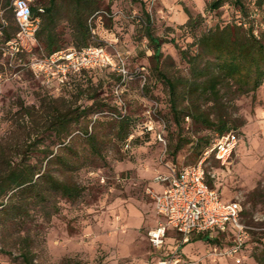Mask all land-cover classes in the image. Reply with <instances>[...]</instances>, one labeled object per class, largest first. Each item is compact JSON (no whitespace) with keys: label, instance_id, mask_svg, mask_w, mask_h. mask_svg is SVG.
I'll list each match as a JSON object with an SVG mask.
<instances>
[{"label":"rangeland","instance_id":"1","mask_svg":"<svg viewBox=\"0 0 264 264\" xmlns=\"http://www.w3.org/2000/svg\"><path fill=\"white\" fill-rule=\"evenodd\" d=\"M211 1L100 0L102 10L89 19L90 44L102 46L112 66L97 62L77 72L71 68L66 78L63 67H58L62 62H46V51L38 42L31 51L20 50L22 61H16L17 52L4 43L0 27V65L4 66L0 70V143L8 152L22 143L31 145L37 134L42 135L51 108L95 103L89 115L71 127L72 136L77 137L73 146L79 152L71 177L84 187L82 196L75 201L56 197V212L49 206L48 211L36 209L22 223L1 218L0 264H23L19 253L26 242L21 236L29 237L33 264H258L255 254L264 243V83L254 95L236 96L231 89L223 90L218 113L231 122L239 142L229 163L210 159L206 164L208 183L222 199L242 206L241 222L247 232L242 248L230 254L232 234L192 241L196 233L184 241L170 230L159 249L148 239V231L160 221L152 197L162 190L156 176L195 163L197 142L207 138L211 142L217 133L186 118L181 133L194 142L172 155L179 131L172 120L167 87L149 61L152 50L141 34L144 11L151 17L153 32L166 40L162 70L187 76L188 65L178 48L194 53L196 45L194 33L185 25L189 18L185 10L202 16L197 35L244 17L229 2L210 11ZM240 1L249 13L244 19L258 34L264 32V5H258L262 0ZM31 2L49 4V0ZM66 14L64 7L57 28L63 38L62 51H79L63 17ZM6 23L9 31L15 28L9 8L0 5V25ZM36 63L42 72L39 77L31 68ZM52 99L58 102L53 104ZM22 105L34 109L28 113ZM123 115L131 120L132 135L129 141L119 142L114 136ZM86 128L105 141L101 155H91L90 147L79 139ZM51 140L45 144L56 151L59 145H51ZM43 154L37 151L31 162L41 164Z\"/></svg>","mask_w":264,"mask_h":264},{"label":"trees","instance_id":"2","mask_svg":"<svg viewBox=\"0 0 264 264\" xmlns=\"http://www.w3.org/2000/svg\"><path fill=\"white\" fill-rule=\"evenodd\" d=\"M226 2L237 5L242 17L249 15L240 0H212L208 9L215 11ZM0 5L9 8L15 22L12 0H0ZM258 5L263 7L264 0ZM64 7L67 14L63 17L71 31L73 44L81 49L92 46L90 42L93 34L89 19L102 10L100 0H49L46 6L30 2L32 15L40 18L36 42L44 47L47 56L63 50L62 34L57 28ZM107 11L110 9L107 8ZM185 11L189 17L185 25L194 33L196 45L194 53L178 48L181 60L188 65L187 76H173L162 70V45L166 40L153 32L151 17L146 10L141 23V34L148 40V47L152 50L149 61L167 87L172 120L179 131L173 156L185 145L194 142L192 138L182 135V120L191 118L194 123L217 134L231 131V122L218 113L219 107H222L223 90L231 89L236 96L249 93L254 95L264 83V32L258 34L254 26L243 17L234 23L200 31L197 35L198 20L202 16H193L188 10ZM0 27L5 44L15 37L18 30L16 22L12 31H9L8 23ZM15 60L22 61L20 52L16 53ZM0 70H4L3 65H0ZM118 76L121 82L122 74ZM52 102L54 104L58 99H52ZM94 104L75 109L59 106L51 108L48 110L44 132L40 136L37 134L36 141L31 145L22 143L8 152L0 143V219L4 217L8 221L22 223L36 209L48 211L51 207L56 212V197L75 201L82 196L84 187L71 177L72 172L77 170L74 157L79 156L73 146L77 137L72 136L71 127L86 118ZM21 107L28 113L34 109V106ZM117 122L115 139L119 142L127 141L132 135L130 118L123 115ZM48 139H52L51 145H59L56 151L50 144H45ZM79 139L90 147L91 155H101L105 141L100 142L95 131L89 132L86 128ZM198 142L195 163L200 160L210 141L207 138L204 143ZM41 143L42 148L39 146ZM37 151L44 153V162L41 164L31 162ZM0 227H3L1 222ZM208 239V234L200 233L192 241ZM21 240L26 243L20 249L19 257L23 264H33L30 244L27 243L29 237L21 236ZM255 260L258 264H264V243L255 254Z\"/></svg>","mask_w":264,"mask_h":264},{"label":"built area","instance_id":"3","mask_svg":"<svg viewBox=\"0 0 264 264\" xmlns=\"http://www.w3.org/2000/svg\"><path fill=\"white\" fill-rule=\"evenodd\" d=\"M30 2L31 0H12L18 30L15 37L6 44L16 52L31 51L36 43L40 18L32 15ZM14 54L15 52H11L12 56ZM45 61L62 62L58 67H63L64 78L71 68L77 72L93 67L97 62L103 66H112L110 56L102 46H90L79 51H59L45 57ZM38 65L31 64V68L39 77L42 72L36 68ZM118 71L125 73L120 67ZM238 142L239 136L233 130L217 134L204 149L197 163L156 176L162 190L160 193H154L152 197L160 221L148 231L149 242L154 248H162L170 230L181 234L184 241H188L189 236L196 233L211 236L232 234L234 244L229 250L230 254L237 253L242 248L247 237L245 226L241 222L242 206L238 201L222 199L219 192L209 185L206 172V164L210 159L221 165L229 163ZM160 264L168 263L162 261Z\"/></svg>","mask_w":264,"mask_h":264},{"label":"crops","instance_id":"4","mask_svg":"<svg viewBox=\"0 0 264 264\" xmlns=\"http://www.w3.org/2000/svg\"><path fill=\"white\" fill-rule=\"evenodd\" d=\"M173 231V230H172Z\"/></svg>","mask_w":264,"mask_h":264}]
</instances>
